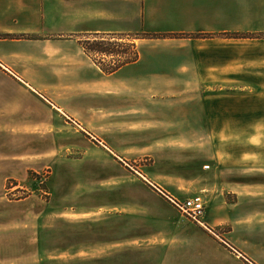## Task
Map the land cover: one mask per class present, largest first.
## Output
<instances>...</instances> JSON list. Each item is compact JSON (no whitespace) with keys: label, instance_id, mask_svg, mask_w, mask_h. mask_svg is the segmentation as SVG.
Instances as JSON below:
<instances>
[{"label":"rangeland","instance_id":"374dc122","mask_svg":"<svg viewBox=\"0 0 264 264\" xmlns=\"http://www.w3.org/2000/svg\"><path fill=\"white\" fill-rule=\"evenodd\" d=\"M240 8L249 29L241 33L254 34L241 42L254 45L249 58L264 70V0ZM101 36L113 46L141 39ZM96 58L106 66L120 59ZM182 94V116L171 109L163 123H74L38 107L0 72V264H193L203 231L227 247L228 223L219 216L227 220L232 196L220 175L227 179L240 158H259L264 90ZM27 104L34 112L23 116ZM195 195L216 220L207 229L171 201ZM125 238L106 250L91 245Z\"/></svg>","mask_w":264,"mask_h":264},{"label":"crops","instance_id":"0c3cea01","mask_svg":"<svg viewBox=\"0 0 264 264\" xmlns=\"http://www.w3.org/2000/svg\"><path fill=\"white\" fill-rule=\"evenodd\" d=\"M242 1L0 0V72L38 107L74 123H163L171 109L182 116V92L264 90V70L248 54L254 45L241 42L254 38L225 36L249 30ZM108 34L157 37L137 40V59L107 74L80 42ZM169 97L175 109L165 107ZM23 109V116L34 112ZM201 109L210 115L205 100ZM225 173L219 184L232 197L218 203L227 207V220L219 216L228 223L227 247L199 228L193 264H264V147ZM205 212L200 226L216 224ZM124 240L91 245L106 250Z\"/></svg>","mask_w":264,"mask_h":264},{"label":"trees","instance_id":"16d2710c","mask_svg":"<svg viewBox=\"0 0 264 264\" xmlns=\"http://www.w3.org/2000/svg\"><path fill=\"white\" fill-rule=\"evenodd\" d=\"M7 37H11L10 35H6ZM5 36V37H6ZM138 36V35H137ZM225 36L231 37V38H254V34H245V33H232V34H226ZM141 38L146 37H157L155 35H140ZM124 36H119V39L122 40ZM139 38V37H138ZM82 45L85 53L89 56H91L97 66L100 67V69L107 73H113L121 66L133 62L137 59L138 54L135 51V44L132 42V44H125L122 43L120 45L114 44L113 46L111 42L106 40L105 36L99 37V35L88 38L80 42ZM94 56V57H93ZM100 57L99 59H103L102 57H108V56H118L120 59L115 60L111 66H106L103 64V60L97 61L98 59L96 57ZM97 59V60H96Z\"/></svg>","mask_w":264,"mask_h":264},{"label":"built area","instance_id":"2783aa9c","mask_svg":"<svg viewBox=\"0 0 264 264\" xmlns=\"http://www.w3.org/2000/svg\"><path fill=\"white\" fill-rule=\"evenodd\" d=\"M175 207L187 216L189 220L201 225L206 204L202 196L195 195L183 201L171 200Z\"/></svg>","mask_w":264,"mask_h":264}]
</instances>
